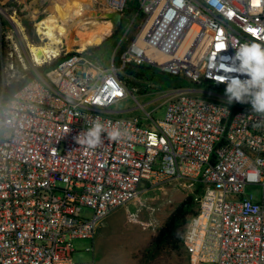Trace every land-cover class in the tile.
<instances>
[{"label": "built area", "instance_id": "obj_1", "mask_svg": "<svg viewBox=\"0 0 264 264\" xmlns=\"http://www.w3.org/2000/svg\"><path fill=\"white\" fill-rule=\"evenodd\" d=\"M91 1L96 14H122L120 43L137 29L120 67L117 50L107 68L77 50L10 99L1 85L0 264H79L74 241L94 238L117 209L144 208L150 190L177 186L196 192L184 235L191 264H264V113L209 96L237 75L221 67L233 44L264 46V0ZM10 2L0 0V73L22 58L24 20L46 41L37 23L51 0L26 6L24 19ZM131 63L180 80L163 119L115 108L129 96L118 73ZM96 121L102 142L78 143Z\"/></svg>", "mask_w": 264, "mask_h": 264}, {"label": "rangeland", "instance_id": "obj_2", "mask_svg": "<svg viewBox=\"0 0 264 264\" xmlns=\"http://www.w3.org/2000/svg\"><path fill=\"white\" fill-rule=\"evenodd\" d=\"M18 1L20 2L11 0L9 5L17 8V15L21 16L22 19L28 17V13L25 10L26 6H30L32 9H39L41 4V0ZM42 4V7L47 11H42V17H45L48 14V10H50L51 3L42 2ZM129 4H131V2ZM40 10H42V8H40ZM24 28L28 40L18 43L22 58L17 57V55L14 58V71L11 72L8 67V69L0 73L1 85L3 81L5 83H10L13 79H25L28 74L32 72L35 73V70L40 73L38 68L44 65H51L55 62L53 58L52 61L46 62L41 66H32L33 64L29 56L28 45L38 46L41 45L43 41L38 38L33 24H31L30 28L26 26H24ZM114 32L115 31H113L111 27L110 35L105 36L99 45L88 46L86 48L88 49V53L92 55L93 60L101 62L106 68L110 66L114 51L117 50L113 61L115 64L119 53H123L129 43L136 37L137 29L130 33L128 39L121 43L120 36L116 38ZM72 37L74 41L80 40L76 33H73ZM95 47H100V49L96 53L89 52V49ZM62 48L60 56L57 58L64 56L65 53H74L80 49L79 45L71 41ZM116 67L118 68V66ZM125 69L118 73V78L127 87L129 96L115 108L117 110L130 109L131 112L140 117H146L150 114L155 119H163L166 110L165 101L167 97L177 89L176 87L181 84L180 80L165 74L153 66H151L150 69L137 71L140 75L137 77L126 74L124 71ZM184 85L187 86V84ZM213 94L214 95L209 96L221 100L227 99L226 88L214 90ZM239 105L249 112H257L253 110L252 105L240 102ZM1 136L2 131H0V137ZM254 192L258 194L260 190L255 189ZM194 194H196L195 191L181 186L169 187L165 190L156 188L143 195L142 204L145 205L144 208L137 204L131 205L129 208L117 209L101 223L94 238L90 240L74 241V259L76 263L146 264L148 260H145L144 257L151 248L150 244L160 228L165 224L172 211L187 197L194 198ZM149 208H153V210ZM191 211L192 213L189 215L188 221L196 212L195 202L191 207ZM131 214L136 216L132 218ZM129 230L131 232H129ZM87 247L90 249L89 252L86 251ZM150 262L151 264H191L185 243L181 250H164L152 258ZM150 262H148V264Z\"/></svg>", "mask_w": 264, "mask_h": 264}, {"label": "bare ground", "instance_id": "obj_3", "mask_svg": "<svg viewBox=\"0 0 264 264\" xmlns=\"http://www.w3.org/2000/svg\"><path fill=\"white\" fill-rule=\"evenodd\" d=\"M92 8L91 0H51L48 14L37 23V31L46 41L38 46L28 45L32 63L41 65L58 57L70 41L83 51L88 46L99 45L110 35L111 24L92 16ZM73 33L79 36V41H74Z\"/></svg>", "mask_w": 264, "mask_h": 264}, {"label": "clouds", "instance_id": "obj_4", "mask_svg": "<svg viewBox=\"0 0 264 264\" xmlns=\"http://www.w3.org/2000/svg\"><path fill=\"white\" fill-rule=\"evenodd\" d=\"M232 47L236 49L232 64L222 67L227 73L237 74L222 78V82L226 84L227 103L250 101L253 110L264 113V46L246 43L239 46L233 44ZM241 75L247 78L242 80ZM105 131L104 126L96 121L87 132L77 137V142L94 148L102 142V133ZM107 135L116 139L120 132L113 129Z\"/></svg>", "mask_w": 264, "mask_h": 264}, {"label": "trees", "instance_id": "obj_5", "mask_svg": "<svg viewBox=\"0 0 264 264\" xmlns=\"http://www.w3.org/2000/svg\"><path fill=\"white\" fill-rule=\"evenodd\" d=\"M24 25L27 28L31 27V24L24 20ZM121 34V30H117L114 32V36L119 37ZM111 39V38H110ZM109 39V40H110ZM100 47H95L89 49V52L96 53ZM73 54V53H70ZM122 53H119V56L117 58V61H115V65L120 67L121 61L120 56ZM64 56L55 59V62L51 65H44L38 70L40 73H45L49 71L51 68L58 65L61 61L64 60ZM6 63L9 62V60L5 61ZM151 66L149 65H143V66H136L133 64H130L127 66V68L124 70L126 74L130 76H140L137 71H143L145 69H150ZM35 78V73L28 74L25 79H13L4 89V97L5 99H10L13 97V95L21 89V87L29 80H32ZM180 85V84H179ZM212 88L217 90H222L225 87L220 84H211ZM0 93H1V77H0ZM194 205V199L193 197H187L184 199L169 215L167 221L165 224L160 228L157 235L154 237L150 244V249L147 253V255L144 257L145 260H150L154 258L157 254L164 250H170V251H179L181 250L184 242V235H185V227L188 221L189 215L192 213L191 207ZM148 262L146 264H148ZM151 264V262L149 263Z\"/></svg>", "mask_w": 264, "mask_h": 264}, {"label": "water", "instance_id": "obj_6", "mask_svg": "<svg viewBox=\"0 0 264 264\" xmlns=\"http://www.w3.org/2000/svg\"><path fill=\"white\" fill-rule=\"evenodd\" d=\"M92 16H96L98 19L110 22L112 24L113 31H117L122 24V14L120 12L114 13H92Z\"/></svg>", "mask_w": 264, "mask_h": 264}, {"label": "snow or ice", "instance_id": "obj_7", "mask_svg": "<svg viewBox=\"0 0 264 264\" xmlns=\"http://www.w3.org/2000/svg\"><path fill=\"white\" fill-rule=\"evenodd\" d=\"M178 2H179V0H178ZM221 67H223V65H221Z\"/></svg>", "mask_w": 264, "mask_h": 264}]
</instances>
